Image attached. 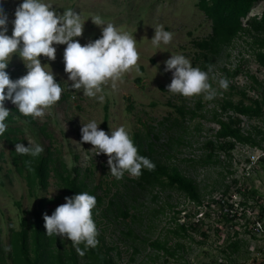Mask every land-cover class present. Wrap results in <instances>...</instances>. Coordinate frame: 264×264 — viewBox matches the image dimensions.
I'll list each match as a JSON object with an SVG mask.
<instances>
[{"label":"rangeland","instance_id":"1","mask_svg":"<svg viewBox=\"0 0 264 264\" xmlns=\"http://www.w3.org/2000/svg\"><path fill=\"white\" fill-rule=\"evenodd\" d=\"M199 1L47 0L60 13L71 7L86 19L100 14L106 21L131 32L138 41L142 74L135 71L125 74L115 89L106 85L104 101L87 97L82 89L67 86L72 81L65 71L66 44H60L56 45L55 60L41 57L42 63L51 64L56 80L65 88L52 110L30 122L23 114H15L12 108H17L16 105L6 101L15 118L9 127L21 131L11 138L17 135L27 143L43 144L44 156L51 148L70 171L77 167L84 176L87 174L91 189L100 187L97 193L106 195V202L116 193L108 155L96 154L90 142L81 140L82 123L93 118L102 122L100 127L109 132L124 125L132 138L137 132L149 133L146 140L153 144L158 161L178 167L197 182L203 194L200 206L176 189L157 190L153 194L132 189L126 196L132 208L129 218L121 215L116 218V210L109 218H103L101 211L97 214L98 238L103 236L100 245L118 264H264V255L260 254L263 242L252 231L256 221H264V118L250 120L232 111L221 116L220 110L226 100L239 103L243 95L264 99L260 48L254 42V34L239 36L232 45L215 51L197 46L213 34V21L200 10ZM20 3L21 0H4L9 35ZM263 12L264 0H260L243 20L244 25L261 21ZM159 24L172 31L174 37L169 44L155 48L149 39ZM101 35V26L89 18L83 35L75 39L85 44ZM177 53L186 55L193 66L209 73L219 92L214 99L207 100L203 94L186 97L168 90L172 72L164 70V62ZM7 70L13 79L27 72L18 54L13 56ZM223 77L230 81L228 89L220 87ZM66 93L69 98H65ZM216 112L223 121L230 116L240 119L242 133L252 134V139L263 143V147L237 143L233 149L228 148L225 140L217 138L220 126L215 120ZM43 127L50 136L42 132ZM14 154H18L15 144L0 142V248L5 257L11 229L21 230L23 210L31 220L39 199L64 196L54 175L46 191L39 188L31 191L26 176L18 172ZM64 202L63 197L48 207L54 211ZM176 219L179 225L192 226L184 232ZM62 240L67 247L71 246L70 239ZM233 243L237 246L230 248Z\"/></svg>","mask_w":264,"mask_h":264},{"label":"clouds","instance_id":"2","mask_svg":"<svg viewBox=\"0 0 264 264\" xmlns=\"http://www.w3.org/2000/svg\"><path fill=\"white\" fill-rule=\"evenodd\" d=\"M14 15L12 34L9 35V15L4 8V0H0V137L8 130V118L13 114L6 101L16 105L25 117L38 118L61 100L65 88L56 80L51 64L42 63L41 59L43 56L55 60L56 45L66 44L63 57L65 71L68 80L72 81L67 86L82 89L87 97L104 101L106 85L115 89L118 83L123 82L125 74L133 71L142 74L136 36L114 22L106 21L100 14L89 18L101 26L102 35L85 44L75 38L83 35L89 18L74 8H66L60 13L47 0H21ZM173 37L172 31L159 24L149 40L153 47L160 48L169 44ZM15 54L23 59L27 72L13 79L7 69ZM164 63V70L172 72L168 85L170 92L186 97L203 94L207 100L219 94L209 73L193 66L186 55L172 54ZM219 84L221 88L228 89L230 81L223 77ZM101 123L95 118L82 123L81 140L90 142L96 154L108 155V165L114 177L122 179L125 173L139 177L144 169L155 170V162L140 154L138 145L124 125L109 132L100 127ZM15 151L38 157L44 152V146L35 141H28L27 146L18 142ZM65 201L51 215L44 213L47 234L70 239L83 255L86 249L95 248L100 243L93 219L97 198L90 192L81 191L65 197ZM81 244L85 247L81 248Z\"/></svg>","mask_w":264,"mask_h":264},{"label":"trees","instance_id":"3","mask_svg":"<svg viewBox=\"0 0 264 264\" xmlns=\"http://www.w3.org/2000/svg\"><path fill=\"white\" fill-rule=\"evenodd\" d=\"M258 1L260 0H200L198 3L200 10L213 21V34L208 39L198 43L197 46L202 47L203 50L215 51L223 46L232 45L239 36L254 34V42L260 48L258 58L264 66V12L261 21L249 22L247 26L243 22ZM65 98H69L67 93ZM246 102H249V104ZM220 110L222 112L221 116L232 111L235 115H242L250 120L264 118V99L254 100L243 95V99L239 103L226 100L221 104ZM12 111L19 116L21 115L17 108H12ZM27 118L30 122H34L31 116ZM8 120L10 123L15 122L13 115H10ZM215 120L220 126L217 138L225 140L224 145L228 148L233 149L237 143L263 147V143H257L252 139V134L246 136L242 133L240 119L230 116L227 121H223L219 119L216 112ZM41 130L44 134L50 136L46 133L45 127ZM16 133H21L19 128L9 127L4 136L0 137V142L3 140L13 144L23 142L27 146L28 143L25 139H19L17 135L14 139L11 138V135ZM149 136V133L143 135L137 132L133 140L138 145L140 154L148 156L155 162V170L144 169L143 174L135 178H130L128 173H125L122 179L115 177L112 185L116 188V193L108 202H106V195H98L97 190L100 187L91 189L87 174L84 176L81 169L77 167L70 171L65 162L51 148H48L46 156L42 153L38 157L20 153L14 154L15 165L18 172L26 176L31 191L34 188L46 191L50 186V179L54 175L64 191V198L81 191H87L95 195L97 198V205L93 209V219L95 221L100 211L103 218H109L113 214V210H116V218L120 215L129 218L132 208L129 202L126 201V196L130 194L132 189L153 194L157 190L163 191L172 188L200 206L203 194L197 182L186 177L178 167L167 162L158 161L157 156L154 154L153 144L146 140L149 139ZM26 172L27 175H25ZM63 197H57L56 199L42 197L39 199L38 207L34 211V217L31 220L28 219L27 212L23 210L21 230L11 229L10 247L6 257L3 249L0 248V264H118L109 251H105L100 243L95 248L86 249L85 253L81 255L73 246L72 241L71 246L67 247L68 245L61 237L47 234L44 213L47 212L51 215L53 210L49 209L48 206L59 202ZM153 198H157V196H153ZM175 221L177 222V219ZM190 226L192 225L178 224L179 229L184 232H187ZM102 238L103 236H100L98 239ZM236 246V243H233L230 248ZM80 247L84 248L85 245L81 244Z\"/></svg>","mask_w":264,"mask_h":264},{"label":"built area","instance_id":"4","mask_svg":"<svg viewBox=\"0 0 264 264\" xmlns=\"http://www.w3.org/2000/svg\"><path fill=\"white\" fill-rule=\"evenodd\" d=\"M252 231L258 236L260 240L263 242L262 250L260 251V254L264 255V221H256L253 225ZM264 263V259L262 261Z\"/></svg>","mask_w":264,"mask_h":264}]
</instances>
